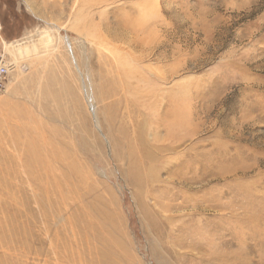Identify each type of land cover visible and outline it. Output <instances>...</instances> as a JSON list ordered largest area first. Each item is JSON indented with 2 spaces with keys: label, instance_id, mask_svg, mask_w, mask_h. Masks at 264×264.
<instances>
[{
  "label": "rangeland",
  "instance_id": "obj_1",
  "mask_svg": "<svg viewBox=\"0 0 264 264\" xmlns=\"http://www.w3.org/2000/svg\"><path fill=\"white\" fill-rule=\"evenodd\" d=\"M6 1L0 264H264V0Z\"/></svg>",
  "mask_w": 264,
  "mask_h": 264
},
{
  "label": "bare ground",
  "instance_id": "obj_2",
  "mask_svg": "<svg viewBox=\"0 0 264 264\" xmlns=\"http://www.w3.org/2000/svg\"><path fill=\"white\" fill-rule=\"evenodd\" d=\"M149 5V4H148ZM153 6H154V4H153ZM148 12V11H147ZM149 13V12H148ZM116 59V58H115ZM116 62V61H115ZM130 72H131V70H130ZM129 72V73H130ZM133 75V74H132ZM135 75V74H134ZM162 84V83H161ZM147 91V90H146ZM150 93V92H149ZM148 95V94H147ZM156 103V102H155ZM168 105V104H167ZM174 106V105H173ZM167 107V106H166ZM171 107V109L173 110L174 108L172 107V106H170ZM170 107H169V105H168V107L166 108L167 110H165V117H164V120H166V121H168V119H169V117H171L170 115H169V112H170ZM174 111V110H173ZM174 115V114H173ZM175 118V117H174ZM170 121V120H169ZM168 125V124H167ZM138 134V133H137ZM168 134V133H167ZM138 139H140V138H138ZM141 140V139H140ZM130 141V140H129ZM128 141V142H129ZM134 141H136V140H134ZM132 142V141H131ZM136 143H138V142H136ZM143 143H145V142H143ZM139 144V150H136L132 145H131V143H128V145H127V153L130 155V157H129V162H130V168H131V172H132V174H135V175H140V172L139 171H141L142 172V170L140 169V167H138L137 166V168H136V172H135V169H134V167L133 166H135V165H137V163H138V161L139 160H141V157H145V158H147V159H153L155 156H156V154H154L148 147L150 146H148V147H146V146H144V144ZM149 144V143H148ZM154 145V144H153ZM152 146V145H151ZM155 147V146H154ZM157 147V146H156ZM153 148V147H152ZM154 149V148H153ZM168 149H170V148H168ZM158 150V149H157ZM160 150V149H159ZM172 150V149H171ZM156 151V150H155ZM166 151H167V148H166ZM173 151V150H172ZM158 153V152H157ZM158 155V154H157ZM142 162V161H141ZM140 164V163H139ZM99 203V202H98ZM170 205V204H169ZM166 206V205H165ZM92 208V207H91ZM106 209L105 208H102V209H100V212H99V214H100V220H101V222H100V224H98V225H100V228H102V227H104V225H105V223L107 222V220H109V214L105 211ZM90 211H92V209L90 210ZM101 240H103V242H104V244L106 245V247H107V250H106V248H105V252L103 251V257H102V260L100 261V263L101 264H111L110 263V261L108 260V250H113V246H112V244H114V243H111L110 241H108V240H106V239H104V236L103 235H100V237H99ZM110 254V253H109ZM111 256V255H110ZM98 260H100V258H98ZM115 262V261H114Z\"/></svg>",
  "mask_w": 264,
  "mask_h": 264
},
{
  "label": "built area",
  "instance_id": "obj_3",
  "mask_svg": "<svg viewBox=\"0 0 264 264\" xmlns=\"http://www.w3.org/2000/svg\"><path fill=\"white\" fill-rule=\"evenodd\" d=\"M10 65L11 63L7 61L5 53L0 51V93L5 91Z\"/></svg>",
  "mask_w": 264,
  "mask_h": 264
},
{
  "label": "trees",
  "instance_id": "obj_4",
  "mask_svg": "<svg viewBox=\"0 0 264 264\" xmlns=\"http://www.w3.org/2000/svg\"><path fill=\"white\" fill-rule=\"evenodd\" d=\"M3 6V9H0V34L2 36V38H5L7 40L15 38L18 34H10L7 32L6 29V24H7V16L5 15V13L7 14V11H9V8L7 7V1L6 0H0V6ZM3 10V11H2ZM2 11V13H1Z\"/></svg>",
  "mask_w": 264,
  "mask_h": 264
}]
</instances>
